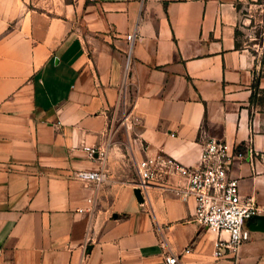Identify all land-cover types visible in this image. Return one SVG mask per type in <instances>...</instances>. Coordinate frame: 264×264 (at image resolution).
I'll return each mask as SVG.
<instances>
[{
	"label": "crops",
	"instance_id": "0c3cea01",
	"mask_svg": "<svg viewBox=\"0 0 264 264\" xmlns=\"http://www.w3.org/2000/svg\"><path fill=\"white\" fill-rule=\"evenodd\" d=\"M208 139L254 149L231 176L261 210L219 258L174 170L134 194L140 162L198 167ZM172 256L264 264V0H0V264Z\"/></svg>",
	"mask_w": 264,
	"mask_h": 264
},
{
	"label": "built area",
	"instance_id": "2783aa9c",
	"mask_svg": "<svg viewBox=\"0 0 264 264\" xmlns=\"http://www.w3.org/2000/svg\"><path fill=\"white\" fill-rule=\"evenodd\" d=\"M135 38L132 34L128 35L127 40L133 44ZM99 150L84 148L92 161L100 160V156H96ZM254 154L251 146L245 153H238L223 140L208 139L203 144L198 167H185L171 159H146L140 162L138 187L143 192L150 186L160 168L174 170L186 181V194L196 199L194 221L203 227L229 234L227 243H217L215 256L221 257L223 248L236 255L240 247L251 239L247 222L260 215L261 210L255 199L243 198L240 195L239 182L231 176V171L236 162L253 159ZM77 178L100 186L107 181V172L104 168L80 171ZM177 261V257L165 258V264H177Z\"/></svg>",
	"mask_w": 264,
	"mask_h": 264
},
{
	"label": "water",
	"instance_id": "95a60500",
	"mask_svg": "<svg viewBox=\"0 0 264 264\" xmlns=\"http://www.w3.org/2000/svg\"><path fill=\"white\" fill-rule=\"evenodd\" d=\"M96 156H100V154L98 153ZM134 194H135V197L137 199V202L140 204V205H143L145 204V199H144V195L142 193V190L140 187H136L134 189ZM116 217V216H115ZM251 229H253V227H251Z\"/></svg>",
	"mask_w": 264,
	"mask_h": 264
}]
</instances>
